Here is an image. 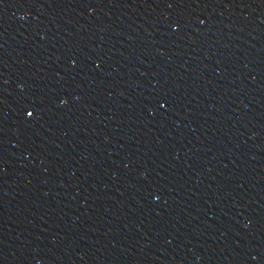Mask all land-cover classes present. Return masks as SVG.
<instances>
[{"label":"water","instance_id":"95a60500","mask_svg":"<svg viewBox=\"0 0 264 264\" xmlns=\"http://www.w3.org/2000/svg\"><path fill=\"white\" fill-rule=\"evenodd\" d=\"M0 264H264V0H0Z\"/></svg>","mask_w":264,"mask_h":264}]
</instances>
